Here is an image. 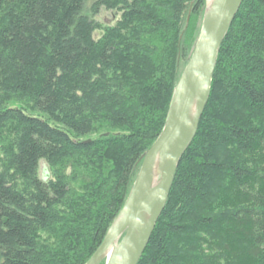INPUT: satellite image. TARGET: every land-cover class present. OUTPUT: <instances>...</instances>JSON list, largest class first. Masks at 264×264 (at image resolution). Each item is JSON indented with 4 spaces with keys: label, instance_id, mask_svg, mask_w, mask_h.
<instances>
[{
    "label": "trees",
    "instance_id": "1",
    "mask_svg": "<svg viewBox=\"0 0 264 264\" xmlns=\"http://www.w3.org/2000/svg\"><path fill=\"white\" fill-rule=\"evenodd\" d=\"M192 1L0 0V127H18L26 183L0 172V264H86L101 246L193 55ZM103 8L121 19L97 41ZM139 264H264V0H244L220 48Z\"/></svg>",
    "mask_w": 264,
    "mask_h": 264
},
{
    "label": "water",
    "instance_id": "2",
    "mask_svg": "<svg viewBox=\"0 0 264 264\" xmlns=\"http://www.w3.org/2000/svg\"><path fill=\"white\" fill-rule=\"evenodd\" d=\"M244 0H209L194 53L171 100L165 127L146 153L128 199L86 264H139L163 214L178 166L207 107L220 48Z\"/></svg>",
    "mask_w": 264,
    "mask_h": 264
},
{
    "label": "rangeland",
    "instance_id": "3",
    "mask_svg": "<svg viewBox=\"0 0 264 264\" xmlns=\"http://www.w3.org/2000/svg\"><path fill=\"white\" fill-rule=\"evenodd\" d=\"M159 1L160 3H162L161 2L162 0H159ZM198 2L200 1L193 0L192 3L190 4L189 10H192V6L194 7L195 5H197ZM208 4H209V0H201L200 7L194 11L193 16L192 15L189 16L190 19L188 18L189 23L193 25V28H192L193 32L191 33V35L194 37L192 45L188 49L189 54L194 53L195 47L199 40L200 33L202 30L203 19H204V15L208 7ZM188 14H190L189 11H188ZM92 18L95 20L96 25H97L96 30L94 32V38L95 40L98 41L103 38L108 28H111L117 25L118 21L121 19V13L118 12L117 10H108L106 8H103L98 15L92 16ZM183 59H182V62L184 63V65L182 67V72L184 71V69L186 68L188 64L186 59L184 60ZM4 103L7 106H11V107H25L28 110V112L37 114V112L34 111L31 108V106L26 105L24 102H22L17 97L5 98ZM105 129L107 130L108 128H105ZM108 130L113 131L112 129H108ZM19 137H20V134H19L18 127L14 122H10L0 127V172L6 173V175L9 176L10 178L13 177L15 180L14 183L22 188L26 186V183L24 182L23 179H20L14 167L15 166L14 156L16 155V152L18 149L17 145H18ZM47 174H48L47 164L45 161H42L41 166H40V175L46 176ZM40 239H41V243H45V244L47 243L51 245L56 243L53 235H50L48 232H42ZM101 264H106V260H104Z\"/></svg>",
    "mask_w": 264,
    "mask_h": 264
}]
</instances>
